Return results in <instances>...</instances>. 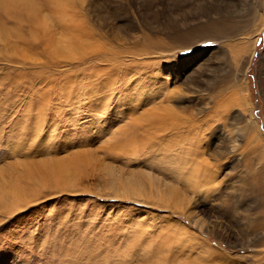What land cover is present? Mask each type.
<instances>
[{
	"label": "rangeland",
	"instance_id": "374dc122",
	"mask_svg": "<svg viewBox=\"0 0 264 264\" xmlns=\"http://www.w3.org/2000/svg\"><path fill=\"white\" fill-rule=\"evenodd\" d=\"M263 4L0 0V264H264V138L236 118L258 120L264 136ZM219 17L213 41L184 49L174 38ZM106 48L118 61H102ZM112 67L105 99L92 79ZM144 73L176 93L154 107L177 113L165 121L208 162L214 181L199 191L159 169L155 149L106 150L122 119L110 125L103 101L114 110L117 91H134L122 87L126 75ZM137 103L124 108L153 109ZM174 131L159 132V144Z\"/></svg>",
	"mask_w": 264,
	"mask_h": 264
},
{
	"label": "bare ground",
	"instance_id": "6f19581e",
	"mask_svg": "<svg viewBox=\"0 0 264 264\" xmlns=\"http://www.w3.org/2000/svg\"><path fill=\"white\" fill-rule=\"evenodd\" d=\"M256 1L258 3V0H256ZM263 6H264V4H263ZM258 8H259V6H257V9ZM210 14H211V12H210ZM216 15H218V12H216ZM220 21H221L220 17L218 19L217 18L216 19H212L211 21L209 20V21L205 22V24H200V25L196 26L194 29L189 30V32L185 31V33H181V35H179V36L178 35H175L174 38L177 37L179 40H181L183 42H187V44H184L185 45L184 49L187 48V47H190L191 44L195 40L196 41L197 40L200 41V40H203V39L206 40V38H211V40L213 38V40H214V33L215 34H218V33L221 32V27H220L221 22ZM218 35H220V34H218ZM255 38H257V36ZM249 41L250 40H248L247 43H249ZM71 43H72V41H71ZM239 44H240L239 47L241 46V48H242L241 50L243 51L245 49V47H244V45L242 43V40L239 41ZM245 46H246V44H245ZM66 47H64V48H66ZM252 47H253V45H252ZM72 48L76 52L79 50V47H73V43H72ZM101 49H103V48H101ZM97 50H98V47H96V51ZM106 51H108L107 48L104 49L103 51H100V52L103 53L102 54L103 56L101 55L102 56L101 57L102 58V61L106 62V64L107 63L108 64L109 63L111 64L112 62L118 61V55H116L115 52H113V55L112 56H108V54H106ZM238 54H239V52H238ZM71 55H70V57H71ZM220 56H223L224 58L227 57V52L224 51V53H221ZM96 57H97V55H96ZM97 59H98V57H97ZM244 60H245V58H244ZM246 60H248V59H246ZM118 66H119V69H121L124 72H127L128 70L130 71L132 69L131 67H130L131 69H129V67H128V69H127V67L125 69L124 68V65H122V64H120ZM92 67H93V70L94 69L96 70V68H98L97 65H93ZM97 71H99V70H97ZM104 71H107V70H104ZM113 72H114V68L112 67V69L108 70V72H106V73L99 72L101 74H98L97 77H95L94 80L92 79V82H94V81L97 82V83H95V86H97V88L99 89V91L101 90L100 93H101L102 98L104 97L106 99V96H108L107 95L108 94V91L109 92L110 91L112 92V90L110 89L111 84H107L106 83L107 82L106 80H108L110 78V76H111V74H113ZM129 73H127V74H129ZM126 76H127V78L125 79V81L123 80V77H122V80L124 81V84H122V87L124 89L125 88H128L129 87L128 85L130 84L131 87L133 86L130 89L131 90H134V91L130 92L129 94L126 91H122V90H120V92L117 91L118 94H120V96L118 98L121 99V101L117 103L116 108L114 110L111 109L113 107V104L107 103V100L105 101V99L103 101L104 102V105H103L104 109H103V111L105 110L104 111V114H107L109 116V118L110 117L112 118L110 120V122H108V123L114 122V124H115V121L116 120L119 121V120L122 119L121 120L122 121V123H121L122 126H121V129L120 130H116L115 132L114 131L113 132L112 131L111 132H107L108 134L106 133V136L107 135L110 136L109 139H107V145H108V147H107L106 150L108 151V153L114 154V153H116V150H120V151H123L121 153H123V155L126 158H132V157H136L137 156V153L139 151H141V152L147 151L148 153H152V152H149V151L155 149L156 150V153L154 154L155 155L154 158L158 159V161L155 162V164L157 165V167H159V169L162 168L161 170L170 171L171 173H172V171L168 167H173L175 170L173 169L174 172L172 174L173 175L172 177L178 178L183 183H185L186 185H188L191 189H193V191H199L201 187H203L205 185L212 184L213 181H214V178H213V176H211V175L208 174V173H210L209 167L207 166L208 165L207 164L208 162L206 160H203V158L201 157V152L199 151V149H195L194 148V145L191 143V141H189V139L187 138V135H185L186 133L183 134V132H180L179 126L174 125V123H171V122H166L167 120L165 121V118H169V119L171 118L172 119L173 117L177 116V113L174 110L170 109L169 106H163L161 109L160 108L157 109V107L156 108L154 107V105L156 103L159 104V105H161L162 102H165V101L167 102V100H169L171 97H174L175 98V94L176 93L173 92L174 94L172 93L173 95H171V94H169V92H168L167 89L166 90H167L168 93H166V91L165 92H162V90L164 89L163 84H161L160 86H158V88H157V85H156V87L153 88V86H154L153 83L154 82L151 83L150 80L151 79L160 80L159 79L160 78V74L159 73L157 75H155V76L153 74L145 75V73H144V75H142L141 78L139 77V79L132 80V81L129 79V76L128 75H126ZM144 78H145V82H146L145 84L142 82L144 80ZM86 79H88V78H86ZM130 82H132V83H130ZM261 83H262V89L264 90V81L261 82ZM93 85L94 84H92V86ZM80 86L82 87L81 84H80ZM165 86H166V84H165ZM99 87H101V88H99ZM120 88H121V86H120ZM138 88H139V90H138ZM140 90H142V91H140ZM79 91H81V90L79 89ZM83 91H84V89H83ZM92 91H93V93H95L94 92V88H93ZM76 92L77 91H75V93ZM127 94H128V96H127ZM110 95L112 96V94L109 93V98H110ZM164 96H165V98H163ZM91 97H93V94H92ZM140 97H142V98H140ZM127 100H129V101H127ZM240 100L241 99L238 98L234 102H238V104H240ZM135 101L138 102L137 105H139V103H142V106L152 105L153 106V109H150L149 108L150 110H146V112L144 114L139 115L140 114L139 113L140 111L139 110L138 111H135V107H132L131 109L124 108V105L127 106V105H130L131 104L133 106L134 103H135ZM157 101H159V102H157ZM122 108L127 109V110L129 109L128 110V113H126L127 110L124 112V109H122ZM145 108H147V107H145ZM233 108H234V106H233ZM115 111H117V114L114 113ZM115 117H117V118H115ZM128 117H130V118H128ZM242 117L243 116H242V113L241 112L238 113L237 116H236V118L238 119V121H240L243 125L245 124V126H243L244 128L242 129L244 132L246 131V129L247 130H250L251 129V130H254V131L257 132L258 137L264 138L263 133L260 131V128L258 127V123H259L258 120L257 121L254 120V118L252 117V115H251L252 119L250 121H246ZM138 118H139V121H141L143 119L144 121L148 122L149 123V128L151 129V131L143 133L144 132V129L147 130V128L143 127V124H139V123L137 124L136 123V120ZM126 119H130V120L127 121ZM153 119L155 121L157 120V122H158L157 124H154L155 127H153V125H152V120ZM112 124L113 123H111L110 125H112ZM99 129H101V128H99ZM174 129H175L174 133L173 132H171L170 134L168 133L169 134L168 141L159 144L160 141L159 142L157 141V139L160 137L159 132H170L171 130H174ZM89 130H90V128H89ZM140 131H142V135H141V132ZM242 135H244V134H242ZM168 137H166V138H168ZM261 138L259 140H261ZM251 143H253V142H251ZM254 147H256V145ZM257 147H258V145H257ZM197 148H199V147H197ZM231 148L233 149L232 146H231ZM232 149L230 150L231 152H233ZM141 152H139V153H141ZM150 163H153V162H150ZM201 178H203V179H201ZM129 180H131V179H129ZM126 181H128V180H126ZM128 183H129V181H128ZM126 190H127V192H129L128 189H125V191ZM131 191L132 192L133 191L135 192L134 195H136L137 193H139L137 188H133L132 187ZM15 192H17V191H15ZM18 192H19L18 195H23L20 191H18ZM159 193H160V191H159ZM176 196H178V195H176ZM16 197L18 198L17 194H16ZM115 197L116 198H121L122 196L116 195ZM162 198H160V199H162ZM17 200H19V198ZM177 200H179V198ZM177 200H175V203L177 202ZM236 200H235V202H236ZM165 201H166V199H165ZM180 202H181V200L178 203H176V206ZM239 202L240 201L237 200L236 204H238ZM232 203L234 204V201ZM245 211H248V210L245 209ZM182 230H185V229H183V227H182ZM146 251L147 252H145V253L146 254H149L150 250H148V248L146 249ZM148 256H150V255H148Z\"/></svg>",
	"mask_w": 264,
	"mask_h": 264
}]
</instances>
